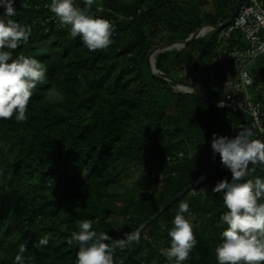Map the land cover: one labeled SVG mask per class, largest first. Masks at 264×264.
<instances>
[{
  "label": "trees",
  "instance_id": "1",
  "mask_svg": "<svg viewBox=\"0 0 264 264\" xmlns=\"http://www.w3.org/2000/svg\"><path fill=\"white\" fill-rule=\"evenodd\" d=\"M238 1L94 0L89 14L109 20L114 31L108 48L92 52L42 7L51 0H15L11 19L31 33L26 43L3 50L37 59L47 72L33 90L26 120H0V264H14L20 244L30 258L26 264H77L79 244L68 239L79 221L91 220L92 230L118 240L201 177L196 189L140 233L139 242L117 249L114 264H174L162 250L170 247L168 232L182 202L189 204L185 217H196L197 240L183 263L218 264L215 248L227 209L223 193L213 188L225 178L231 182V172L213 152V133L233 137L247 123L175 92L149 72L146 56L157 45L187 39L202 24L223 23ZM74 3L85 7L84 0ZM217 34L158 55L156 68L174 78L201 68L208 77L217 65ZM249 72L251 92L264 106L258 90L264 66ZM201 87L213 102H225L222 89ZM258 139L264 142V133ZM140 166L129 186L121 180ZM257 177L264 179V164H250L244 180ZM44 235L49 244L34 247Z\"/></svg>",
  "mask_w": 264,
  "mask_h": 264
},
{
  "label": "clouds",
  "instance_id": "2",
  "mask_svg": "<svg viewBox=\"0 0 264 264\" xmlns=\"http://www.w3.org/2000/svg\"><path fill=\"white\" fill-rule=\"evenodd\" d=\"M15 0H0V120L16 122L26 120L28 105L37 84L46 79L47 69L35 58L20 54L13 58L10 51L20 42H27L31 33L29 26L14 21ZM94 0H84L85 7L76 6L74 0H52L50 11L62 26H70L72 38L80 37L89 51L108 48L112 43L113 25L107 19L90 15ZM99 10V9H98ZM264 53V44L258 48ZM253 130L242 127L233 137L213 133L211 147L219 154L221 163L231 172L227 178L216 183L214 193H223L227 211L221 222L227 225L221 233L222 243L215 248L218 264H264V179L257 177L244 180L249 165L264 164V142L252 139ZM254 170V169H253ZM189 204L182 202L168 235L170 247L162 254L174 264H183L197 244L192 221L195 215L185 217ZM79 231L73 232L68 243L79 244L77 264H114L116 249H124L140 240V229L125 233L123 239L113 240L106 232L92 230L91 220L79 221ZM51 237L44 235L34 247L47 246ZM26 247L19 245L14 264H26Z\"/></svg>",
  "mask_w": 264,
  "mask_h": 264
},
{
  "label": "built area",
  "instance_id": "3",
  "mask_svg": "<svg viewBox=\"0 0 264 264\" xmlns=\"http://www.w3.org/2000/svg\"><path fill=\"white\" fill-rule=\"evenodd\" d=\"M51 2L42 7L50 8ZM101 10L99 6L97 12ZM56 21L59 22L58 18ZM217 44L219 45L217 62L229 60L238 77L237 80L229 76L231 79L216 83L212 81L211 75L205 77L201 68L183 69L179 76L181 79L178 80L186 79L190 86L197 89L204 84L210 86L213 91L222 89L225 96L223 103L247 115L259 134L264 133V106L259 94L251 92L253 79L249 72L252 66H264V53L258 51L259 46L264 44V0H246L233 21L218 31Z\"/></svg>",
  "mask_w": 264,
  "mask_h": 264
},
{
  "label": "water",
  "instance_id": "4",
  "mask_svg": "<svg viewBox=\"0 0 264 264\" xmlns=\"http://www.w3.org/2000/svg\"><path fill=\"white\" fill-rule=\"evenodd\" d=\"M246 0H239L235 6L234 9V13L223 23L219 24V25H211V24H203L200 27L196 28L193 33L185 40H178V41H174V42H169V43H165V44H161V45H157L154 48H152L147 56H146V63L149 69V72L160 79H163L165 81H167L168 83L172 84L173 86H175L179 91H182L184 94H188L191 95L203 102H205L206 104H208L211 107H216V108H222L225 109L231 113H233L234 115H237L239 117H241L242 119H244L247 123V126L250 127L253 132L255 133V138L254 139H258L259 138V132L258 130L253 126L252 124V120L245 115L244 113H242L241 111L233 108L232 106H230L229 104L226 103H215L212 100H210L209 98H207L205 95H203L202 93L199 92V90L197 88H194L192 86H190L189 84L183 83L182 81L166 75L165 73L160 72L157 68H156V60H157V56L165 53V52H170V51H177L180 52L181 50H183L184 48H186L188 45H190L191 43H193L194 41L205 37L208 33H213V32H218L221 29L225 28L228 24H230L233 19L236 17V15L238 14L241 6L245 3ZM177 47L178 48H173V47ZM173 48V49H172ZM182 88H185L186 90H182ZM202 180H204L203 177H201L197 182H195L194 184L188 186L187 188L183 189L181 192H179L176 196H174L170 201H168L163 207H161L158 212L152 216L147 222H145L139 229H140V233L146 228L148 227L150 224H152L154 221H156L159 216L167 209L169 208L171 205H173L176 201H178L180 198H182L184 195L188 194L189 192L193 191L194 189L197 188L199 182H201ZM125 237V234H123L119 239H123ZM117 253V249L114 252V261H115V256Z\"/></svg>",
  "mask_w": 264,
  "mask_h": 264
},
{
  "label": "rangeland",
  "instance_id": "5",
  "mask_svg": "<svg viewBox=\"0 0 264 264\" xmlns=\"http://www.w3.org/2000/svg\"><path fill=\"white\" fill-rule=\"evenodd\" d=\"M2 9V8H1ZM4 12V9L1 13ZM203 25V24H202ZM211 33H208L207 35H210ZM170 52H175V50L173 51H170ZM177 52V51H176ZM171 60L169 62L166 63V66L170 67L171 65ZM181 72H177L176 74H173L174 76L178 77L176 79H181L179 76H180ZM211 77H212V81L213 82H216V83H221L222 80H227V79H234V80H237L238 77L234 71V68L231 64V62L229 60H221L220 62H217V65H216V68L215 70H213L211 73H210ZM229 76H231V78H229ZM173 87V90L177 93H183L182 91H178L176 89L175 86H172ZM205 87H200L199 90L201 92H206V90L204 89ZM258 90H260V92L262 93V95L264 96V82L261 83L259 85V88ZM184 94V93H183ZM142 167L140 166L138 169H132L130 168V172L131 174L129 175L128 178H125V174H122L120 176L121 180L127 184L128 186L131 184L132 181L136 180L137 177H138V174H139V170L141 169ZM203 181V180H202Z\"/></svg>",
  "mask_w": 264,
  "mask_h": 264
},
{
  "label": "bare ground",
  "instance_id": "6",
  "mask_svg": "<svg viewBox=\"0 0 264 264\" xmlns=\"http://www.w3.org/2000/svg\"><path fill=\"white\" fill-rule=\"evenodd\" d=\"M173 48H174V49H175V48H178V46H177V47L175 46V47H173ZM173 48H172V49H173ZM182 90H186V89H185V88H182Z\"/></svg>",
  "mask_w": 264,
  "mask_h": 264
}]
</instances>
